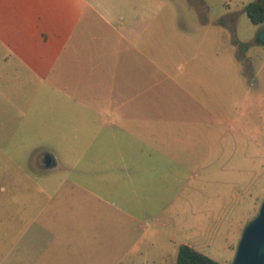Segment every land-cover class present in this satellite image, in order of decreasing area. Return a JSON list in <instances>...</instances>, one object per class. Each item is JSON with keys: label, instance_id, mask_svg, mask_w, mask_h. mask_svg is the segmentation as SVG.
I'll return each instance as SVG.
<instances>
[{"label": "rangeland", "instance_id": "1", "mask_svg": "<svg viewBox=\"0 0 264 264\" xmlns=\"http://www.w3.org/2000/svg\"><path fill=\"white\" fill-rule=\"evenodd\" d=\"M250 1L99 0L118 30L161 32L159 144L118 156L59 138L25 98L3 102L0 264H175L181 243L230 263L264 197V45ZM86 201L98 208L80 213Z\"/></svg>", "mask_w": 264, "mask_h": 264}, {"label": "crops", "instance_id": "2", "mask_svg": "<svg viewBox=\"0 0 264 264\" xmlns=\"http://www.w3.org/2000/svg\"><path fill=\"white\" fill-rule=\"evenodd\" d=\"M105 11L99 0H0V65L15 66L4 74L0 67V111L3 102L16 107L25 98L29 112L50 117L46 127L59 138L78 143L89 136L117 146L119 156L131 144L140 151L159 144L161 32L142 26L132 36L128 24L118 30ZM99 22L107 24L105 35ZM44 156L55 164L51 152ZM97 205L86 201L80 213Z\"/></svg>", "mask_w": 264, "mask_h": 264}, {"label": "water", "instance_id": "3", "mask_svg": "<svg viewBox=\"0 0 264 264\" xmlns=\"http://www.w3.org/2000/svg\"><path fill=\"white\" fill-rule=\"evenodd\" d=\"M257 39L264 45V30ZM229 264H264V197L256 214L244 224Z\"/></svg>", "mask_w": 264, "mask_h": 264}, {"label": "trees", "instance_id": "4", "mask_svg": "<svg viewBox=\"0 0 264 264\" xmlns=\"http://www.w3.org/2000/svg\"><path fill=\"white\" fill-rule=\"evenodd\" d=\"M244 11L248 19L253 24H259L264 21V7L256 1L248 2ZM175 264H222L208 255L196 250L188 244L181 243L178 245Z\"/></svg>", "mask_w": 264, "mask_h": 264}, {"label": "flooded vegetation", "instance_id": "5", "mask_svg": "<svg viewBox=\"0 0 264 264\" xmlns=\"http://www.w3.org/2000/svg\"><path fill=\"white\" fill-rule=\"evenodd\" d=\"M253 1H256V2L261 3V4L263 5V7H264V0H253ZM258 25L261 26L259 32H260L261 30H264V21L261 22V23H259ZM259 32H258V34H259ZM258 34H257V36H258ZM259 42H260V41H259ZM45 160H46V163H48V164H53L52 161H50V159L46 158Z\"/></svg>", "mask_w": 264, "mask_h": 264}]
</instances>
